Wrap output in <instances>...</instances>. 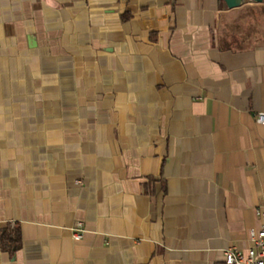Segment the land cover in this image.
I'll list each match as a JSON object with an SVG mask.
<instances>
[{"label":"crops","instance_id":"1","mask_svg":"<svg viewBox=\"0 0 264 264\" xmlns=\"http://www.w3.org/2000/svg\"><path fill=\"white\" fill-rule=\"evenodd\" d=\"M260 111L264 0H0V264L252 246Z\"/></svg>","mask_w":264,"mask_h":264},{"label":"built area","instance_id":"2","mask_svg":"<svg viewBox=\"0 0 264 264\" xmlns=\"http://www.w3.org/2000/svg\"><path fill=\"white\" fill-rule=\"evenodd\" d=\"M255 121L264 124V111L255 114ZM257 215L264 218V209L257 208ZM84 232L83 223L77 221L71 227V236L74 240L82 238ZM249 239L252 246L240 249L230 246L223 251V260L217 264H264V226L249 231Z\"/></svg>","mask_w":264,"mask_h":264},{"label":"trees","instance_id":"3","mask_svg":"<svg viewBox=\"0 0 264 264\" xmlns=\"http://www.w3.org/2000/svg\"><path fill=\"white\" fill-rule=\"evenodd\" d=\"M15 235H16L15 236L16 240H15V245H13V248L18 247V245H19L18 244V234L16 233ZM0 238H1V245H2V247L3 248H7L9 246V244L7 243L8 242V235H7L6 230H3L2 231ZM8 248H10V247H8Z\"/></svg>","mask_w":264,"mask_h":264},{"label":"water","instance_id":"4","mask_svg":"<svg viewBox=\"0 0 264 264\" xmlns=\"http://www.w3.org/2000/svg\"><path fill=\"white\" fill-rule=\"evenodd\" d=\"M245 0H224L228 8H236L243 4ZM254 2H262L263 0H253Z\"/></svg>","mask_w":264,"mask_h":264}]
</instances>
